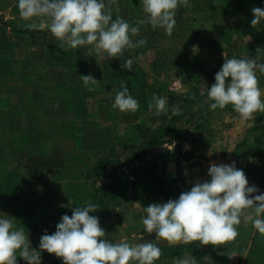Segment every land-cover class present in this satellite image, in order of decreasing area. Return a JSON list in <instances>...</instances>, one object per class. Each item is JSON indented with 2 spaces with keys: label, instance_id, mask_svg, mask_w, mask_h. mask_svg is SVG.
<instances>
[{
  "label": "rangeland",
  "instance_id": "obj_1",
  "mask_svg": "<svg viewBox=\"0 0 264 264\" xmlns=\"http://www.w3.org/2000/svg\"><path fill=\"white\" fill-rule=\"evenodd\" d=\"M110 5H114L113 19L128 17L123 12L128 0H114ZM136 7L142 11V0H137ZM254 7L264 9V0H188L187 6L176 10L171 35L161 28L147 29V22L139 25V34L131 39L135 42L145 37L146 44L126 49L115 59L118 70L114 73L120 77L95 79L101 87L114 88H120L124 81L130 92L134 86L155 88L150 97L167 99L169 123L165 130L176 135L178 124L174 120L182 114L180 105L198 99L202 92L207 100L205 89L215 83V74L224 60H214V54L224 55V59H254L257 49H261L258 63H264V21L255 28L251 26ZM133 18L146 19L143 12ZM25 24L19 15L18 0H0V217L6 214L14 219L28 235L31 247L39 250L41 236L45 231L53 234L61 217L72 215V207L91 202L99 208L89 215L104 218L112 213V201L105 200L112 195L114 169L128 160L115 156L129 148L130 142L112 140L99 148L81 138L86 127L81 124L80 97L83 87H87L80 76L95 69L85 57L91 46L65 50L67 46H62L46 28L29 30ZM147 53L166 55V67L156 63L165 70V76L146 79L141 65ZM95 56L93 52L91 57ZM132 58H136V76L121 67L123 61ZM257 75L264 88V75ZM138 102L144 113V104ZM177 106L179 111L173 115L172 109ZM179 127L181 136L186 134V128L180 123ZM161 134L160 130L153 132V140H158L154 147L159 148L169 139L164 133L162 139ZM135 148L143 151L145 145ZM99 149L107 155L92 156L91 152ZM262 158L249 159L253 180H264ZM17 261L27 264L20 257ZM41 264L63 261L42 251Z\"/></svg>",
  "mask_w": 264,
  "mask_h": 264
},
{
  "label": "clouds",
  "instance_id": "obj_2",
  "mask_svg": "<svg viewBox=\"0 0 264 264\" xmlns=\"http://www.w3.org/2000/svg\"><path fill=\"white\" fill-rule=\"evenodd\" d=\"M114 0H18L19 15L26 21L29 30L47 29L66 49L89 47L88 55L95 52L103 58L116 59L126 49L142 47L145 39L133 42L132 36L139 34V25L147 22L153 29H164L171 35L175 26L176 10L187 6L188 0H142L146 19L130 25L122 17L113 19L110 4ZM118 11V9H117ZM251 26L264 21V9L254 7ZM261 49L252 58H225L221 69L215 74V83L206 88L210 110L224 109L231 105L241 120H251L256 113H264V89L260 87L259 74L264 75ZM133 60L123 61L122 69L132 71ZM84 86L94 91L98 85L91 74L80 76ZM114 108L121 112L135 113L139 102L134 99L124 81L116 92ZM155 108L157 116L168 112L167 99L154 96L148 105ZM179 111L172 109L173 115ZM210 180L197 181L189 191L178 199L166 203H154L143 207L141 217L143 230L155 234L157 241L169 244L223 246L235 241L239 226L251 223L264 236V193L253 195L259 190L249 186L246 174L237 169L235 163H211L208 169ZM71 201L69 200V206ZM61 207H67L61 205ZM98 204L86 202L85 206L72 207V215L61 217L53 234L47 231L41 236L39 250L31 247L28 235L18 228L14 219L0 217V264H18L17 257L27 264H41V252L54 254L63 264H156L162 250L153 241L132 244L126 240L111 242L105 239V230L99 219L89 213L96 212ZM247 251L243 253L246 257ZM234 257V256H232ZM229 257V258H232ZM173 264H197L194 257L173 259Z\"/></svg>",
  "mask_w": 264,
  "mask_h": 264
},
{
  "label": "crops",
  "instance_id": "obj_3",
  "mask_svg": "<svg viewBox=\"0 0 264 264\" xmlns=\"http://www.w3.org/2000/svg\"><path fill=\"white\" fill-rule=\"evenodd\" d=\"M108 1L105 0L106 3ZM136 2L137 0H128V5L123 10L128 14L123 19L132 26H136L137 20L131 17L143 12V7L142 11L137 9ZM110 7L114 13V5ZM148 26L147 29L153 30L150 24ZM144 35L147 36L146 33ZM213 53L215 52L210 54ZM85 57L90 58L88 61L95 66L87 75L91 74L97 79L120 77L114 73L118 70L117 64H114L115 59L107 58L106 55L103 58ZM216 57L224 60V55L214 54L212 58L215 60ZM142 58L144 64L141 66L146 79L165 76V70L159 69L156 63L166 67V55L147 53ZM132 60L134 62L136 58ZM128 72L136 76L138 69L135 63L132 71ZM193 76L196 79L199 77ZM91 87L95 90L90 92L83 87L80 97L81 124L86 127L81 137L83 141L95 143L94 146L99 148L112 140L130 142L129 148L115 156L128 160L114 169L116 176H113L112 195L105 200L112 201L109 208L112 213L104 218L97 217L105 230V239L114 243L126 240L132 244L153 241L162 250V256L156 264H173L174 258L186 256L194 257L197 264H264V236L251 223L242 221L236 240L223 246L201 245L198 241L190 244L157 241L155 234L148 235L141 224V217L146 215L143 207L178 199L182 192L189 191L197 181L210 180L208 169L211 163L219 165L234 162L236 168L246 174L249 186H255L259 190L256 195L264 193V180H253V165L249 162V159L256 161L264 156V113L258 112L253 119L244 121L233 111L231 105L224 109L210 110L208 100L202 92L198 99L194 98L193 101L180 105L182 114L174 120L178 124V132L171 135L165 130L169 123V109L166 114L159 116L155 114V108L149 110L148 105L152 100L150 93L155 89L152 86L147 85L143 89L134 86L131 92L129 90L134 99L144 104V113L141 110L135 113L121 112L112 106L120 88L101 87L100 84ZM140 95L146 96L143 98ZM179 123L186 128L183 136ZM140 126L143 127L142 131ZM159 130L162 139L165 138L163 133L169 139L157 148L154 146L158 145V140H153V132L157 134ZM119 134L124 137L120 139ZM141 143L145 145V150L133 149ZM91 154L97 157L107 155L100 149ZM245 250L247 255L243 257Z\"/></svg>",
  "mask_w": 264,
  "mask_h": 264
}]
</instances>
